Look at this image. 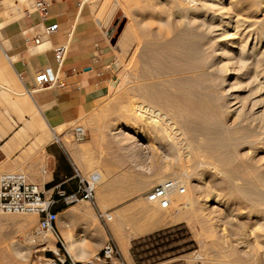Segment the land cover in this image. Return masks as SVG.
I'll return each mask as SVG.
<instances>
[{
  "label": "rangeland",
  "instance_id": "obj_1",
  "mask_svg": "<svg viewBox=\"0 0 264 264\" xmlns=\"http://www.w3.org/2000/svg\"><path fill=\"white\" fill-rule=\"evenodd\" d=\"M10 1L13 10L18 7L21 13L25 10L34 11L32 0ZM78 1L83 2L84 9L94 20L106 26L110 43L106 54L107 66L112 75L99 95L92 100L93 109L80 118V123L94 137L102 138L107 133L122 139L124 143H131L133 152L143 155L147 164L154 165L156 171L160 172L154 185L171 178L178 179L184 186L183 192L172 194L167 208L147 201L160 217V223H177L162 226L137 239L131 252L135 264H264V129L258 126L264 119L252 120L246 105L253 97H261L258 109H262L264 91L250 94L248 78L238 73L252 64L247 63V67L242 70L237 62L234 65L231 59L221 58L233 64V72L240 81L238 86L235 84L228 91L216 85L215 80L211 88L204 77L202 81L198 79L190 83L192 96L208 103V106L203 107L198 103L194 108L195 112L191 114L194 129L189 133L183 128L181 120L187 111L178 105H167V100L161 99L158 103L162 106L156 105L154 110H162L161 114L165 112V119H162L171 138L166 132L155 128L153 131H157L160 137L152 139L147 133L151 126L149 119L138 115L135 108L141 96V101L146 104L136 87L140 83L163 80L165 89L177 94L182 81L166 79L176 76L181 78L185 72L180 69L171 72L169 68L175 66L168 65L167 52L162 51L159 54L162 68L167 67L163 69V74L140 77L137 70L141 68L142 62L138 58V47L145 38L161 41L182 29V20L179 13L174 11L173 0ZM115 2L117 6L112 12L113 17L106 18L107 13L102 16L100 10H105V4H109L107 12ZM208 3H213L214 9L203 12L214 14L215 52L216 45L220 46L225 39L224 30L229 23L228 32L243 31L249 41L260 39L259 48L264 49V0H208ZM8 11L7 8L1 13L7 14ZM203 12L199 11V17ZM197 22L189 26V31H195L201 37L202 30L198 28ZM121 23L122 27L117 32ZM122 34H126L127 43H121ZM223 98H228L235 105L244 103L240 114L223 110ZM119 128L122 131L116 132ZM188 136L192 140L190 143H187ZM206 138H214V143L215 140H226L214 158L204 155L198 148V144ZM187 147L189 150L185 149ZM212 163H220L223 172L220 173L215 165L213 168ZM214 196L217 202L211 203ZM180 201L186 204H176ZM36 223L35 213L0 212V264L41 263L44 248L43 241L39 240L41 235L34 233ZM118 263H123L122 259Z\"/></svg>",
  "mask_w": 264,
  "mask_h": 264
},
{
  "label": "crops",
  "instance_id": "obj_2",
  "mask_svg": "<svg viewBox=\"0 0 264 264\" xmlns=\"http://www.w3.org/2000/svg\"><path fill=\"white\" fill-rule=\"evenodd\" d=\"M47 2L44 21L35 11L21 13L11 9L10 0H0V170L24 171L45 197L55 200L51 208L57 216L43 240L42 248L48 244L44 256L59 247L58 237L62 253L76 261L88 260L111 242L118 259L135 264L133 240L177 222L160 223L147 202L145 193L160 172L134 153L131 143L107 133L94 137L88 129L83 140H69L72 125L91 112L92 100L112 76L106 56L110 43L106 26L90 16L83 2ZM7 8V14L1 13ZM49 22L57 23V31L33 44ZM65 41L68 51L58 74L68 87L37 88L35 74L45 67L55 71L52 50ZM93 172L99 185L91 202L61 200L58 191H74L79 176ZM104 211L111 220L98 217Z\"/></svg>",
  "mask_w": 264,
  "mask_h": 264
},
{
  "label": "bare ground",
  "instance_id": "obj_3",
  "mask_svg": "<svg viewBox=\"0 0 264 264\" xmlns=\"http://www.w3.org/2000/svg\"><path fill=\"white\" fill-rule=\"evenodd\" d=\"M189 1L190 0H173V2H174L173 8H175L174 11L179 13L181 20H182V29H179L176 32H174V34H172V36L169 39H165V40H161V41H158L156 39L145 38L142 41H140L141 45L138 47L139 48V55L138 54L137 55H138V58L142 62L141 68L140 69L138 68L139 70H137V73L140 77H145V78L147 77L148 78L149 76H156V75H159L160 73L163 74L162 73L163 69L167 68V67L163 66L164 68H162L163 64L159 58V54L162 51L167 52L166 58L168 61V65H170L171 67L175 66V68L174 67H172V68L168 67L170 70H172L171 72H173V70L176 71V69H180V71L185 72V73H183L184 75L181 78H179V76L177 78V76H176V77H169V79H166V81H171V80L173 81L176 79L182 81L181 89L177 91V94H176V92L175 93L168 92L164 87L163 80H157V81H152V82H148V83H140L136 87V89L140 93H142V95L144 97V101H146V104H144V102L141 101L143 99L141 96V100H139V103L135 106V108L137 109L138 115H140L141 117H147L149 119L148 122L151 123V126H150V124H148L150 126V128L147 129V133H148V135H150V137L152 139H155V140L159 139L160 135L157 134L158 133L157 131H156L157 133L154 132L153 129L158 128L160 131L166 132L167 135H169V132H170V131L167 132L168 127L165 128V126H167V125H164L165 122L162 119L164 116H166L165 112H162L163 114H161L160 111H162V110H160V108H159L160 111L154 110V107L156 109V105L159 106L161 104V103L160 104L158 103L161 99L164 98L165 100H167V102H168L167 105H178L183 110L187 111L181 120H182L183 128L189 133L194 129L193 128V120L191 118V114L193 115V112H195L194 108L197 107L198 103L200 106H203V107L208 106V103H206V102L204 103V101L195 99L192 96L191 89H190V83L197 82L198 79H201V81H202L203 80L202 77H204V79L207 80V82H209V85L211 86V88L214 87V82L216 81L215 82L216 85H219L223 90L228 91L231 89V88L229 89V87H232L235 84H237V86H238V84H240V81H239V79H237L235 72H233L232 65L235 62H237V64L242 67V70L245 69V67H247L246 66L247 63L252 64L250 67L246 68L244 71L238 72L240 74V76H244V77L248 78V82L250 84V91H249V89H248V91L250 92V94L255 93L259 90L264 91V49L259 48L260 39H256V40L253 39L252 41H249V38H246V33H244L243 31L238 32L237 30H235L231 33L228 32L229 31L228 27L230 26V23H229V25H227L225 30H224L225 31V34H224L225 39L222 37L224 39V41L222 42V44L220 46L216 45L217 51L215 52L214 51V24H213L214 23V14L211 12L209 14L203 12V11H206L208 9L209 10L214 9V4H213L214 2L211 4V3H208V0H196V1L191 0V1H194V2L190 1L191 3ZM105 5L107 7L104 8L105 10L101 9L100 13L102 16H104L107 13V15L105 16L107 18L110 15H112L111 13L114 11L115 7L117 6V2L112 4V6H110V8L107 12H106V10H107L109 4L108 5L105 4ZM103 7H104V5H103ZM199 11L203 12L202 14L200 13L201 14L200 17L198 15ZM101 15L99 14V16H101ZM197 20H198V22H197L198 28L199 29L201 28L202 34H203V36H201V37L199 35H197L195 33V31H189V26ZM161 23H164V21L163 22L161 21ZM165 23H167V22H165ZM197 29H195V30H197ZM259 32H261V31H259ZM125 35L126 34H122V40H120L121 43H123V44L127 43V37ZM215 35H216V33H215ZM148 36L149 35H147V37ZM216 37H218V36H216ZM137 44H139V42ZM135 46H137V45H135ZM221 58L222 59L223 58L224 59L225 58L231 59L233 64H231V63L229 64L230 61L227 63V62L221 60ZM177 60L180 62L178 63ZM220 61H223V62L220 63ZM166 71H168V70H166ZM223 92H225V91H223ZM227 94H228V92H227ZM229 95H227V96L231 97L232 93ZM254 96H255V94H254ZM245 97H246V95H245ZM259 98H261V97H258V98L253 97V99L250 101V103L246 102L247 103L246 105L248 106V112L250 115L249 117L252 120L260 119L262 121V119H264V105H263L264 103L262 104L263 105L262 109H258V107L261 104ZM229 101L230 100L228 98L224 99V104L221 105L223 110L230 111V112L236 113V114H238V113L240 114V112L243 110L244 103L243 104L239 103L238 105H235L234 103H230ZM161 106L162 105H160V107ZM127 107L129 108V106H127ZM164 119H165V117H164ZM203 120H204V118H203ZM145 123H147V122L145 121ZM258 126H262L264 129V121L262 122V124L261 123L258 124ZM184 129H183V131H184ZM202 130H203V128H202ZM202 130H200V131H202ZM117 131L118 132L122 131V128L117 129ZM204 131H203V133H204ZM200 134L203 135L202 132H200ZM169 137H170V135H169ZM172 138H174V137H172ZM186 139H187V143H190L192 141L191 137H189V136ZM263 141H264V138H263ZM224 142H222L219 139L218 141L215 140V143H214V138L213 139H207L206 138V139L202 140L201 143L198 144V148L204 153V155L214 158L216 151H218L221 148V146H223ZM229 143H230V141H229ZM263 147H264V143H263ZM185 149L189 150L188 147ZM191 151H193V150H191ZM209 160H211V159H209ZM214 165H215V167H217V169L220 171V173L223 172V169H221V167H219V166H221L220 163H218V164L212 163L213 168H214ZM263 182H264V180H263ZM210 201H211V203L217 202V197L214 196ZM87 202H89V201H87ZM170 203H171V198H170ZM184 203L186 204L185 201H180V202H177L176 204L183 205ZM210 207H212V206H210ZM48 231H46L44 234H42L40 236L39 240H41V241L45 240L47 238L48 234H50V233H48Z\"/></svg>",
  "mask_w": 264,
  "mask_h": 264
},
{
  "label": "built area",
  "instance_id": "obj_4",
  "mask_svg": "<svg viewBox=\"0 0 264 264\" xmlns=\"http://www.w3.org/2000/svg\"><path fill=\"white\" fill-rule=\"evenodd\" d=\"M1 6V5H0ZM31 6L42 20L48 18V2L46 0H32ZM58 25L56 22L47 23L41 36L36 35L32 39L33 44H38L43 35L56 32ZM109 38V37H108ZM1 50V48H0ZM53 57L56 65L55 71L48 67L41 68L35 74L37 88H48L58 86L67 88L68 85L60 80L59 70L62 67L67 51V41L58 43L53 47ZM78 88V86H76ZM72 140L81 141L86 136V128L81 123H76L70 128ZM52 139L58 141V137L52 135ZM99 176L93 172L88 177L79 176L77 188L69 193L58 191L61 200L68 204L76 201H89L94 199L96 188L99 185ZM184 186L178 179H164L153 185L145 194L147 201L157 204L160 208H167L170 205V198L174 192H183ZM54 199L45 197L35 183L28 181L26 174L22 170H8L0 172V212L1 213H35L38 220L35 227V235H42L53 228L57 213L51 206ZM98 217L102 221L111 220L112 214L108 211L99 212ZM59 247L52 249L50 256H44L40 264H123L118 263V250L111 243H106L102 249L93 254L86 261H76L68 255L62 253L61 240L57 237ZM44 249L48 246L44 244Z\"/></svg>",
  "mask_w": 264,
  "mask_h": 264
},
{
  "label": "trees",
  "instance_id": "obj_5",
  "mask_svg": "<svg viewBox=\"0 0 264 264\" xmlns=\"http://www.w3.org/2000/svg\"><path fill=\"white\" fill-rule=\"evenodd\" d=\"M135 242H136V240H133V242H132V246H131V252L133 253V249H134V247H135Z\"/></svg>",
  "mask_w": 264,
  "mask_h": 264
},
{
  "label": "water",
  "instance_id": "obj_6",
  "mask_svg": "<svg viewBox=\"0 0 264 264\" xmlns=\"http://www.w3.org/2000/svg\"><path fill=\"white\" fill-rule=\"evenodd\" d=\"M121 27H122V23L119 25V27H118V29H117V32L120 31Z\"/></svg>",
  "mask_w": 264,
  "mask_h": 264
}]
</instances>
